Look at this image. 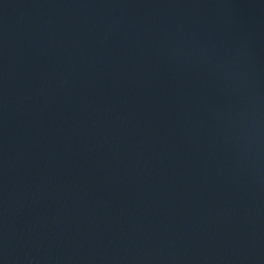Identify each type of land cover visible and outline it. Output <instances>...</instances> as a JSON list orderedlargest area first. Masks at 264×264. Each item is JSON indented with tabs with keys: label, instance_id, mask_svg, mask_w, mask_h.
<instances>
[{
	"label": "water",
	"instance_id": "1",
	"mask_svg": "<svg viewBox=\"0 0 264 264\" xmlns=\"http://www.w3.org/2000/svg\"><path fill=\"white\" fill-rule=\"evenodd\" d=\"M0 264H264V0H0Z\"/></svg>",
	"mask_w": 264,
	"mask_h": 264
}]
</instances>
